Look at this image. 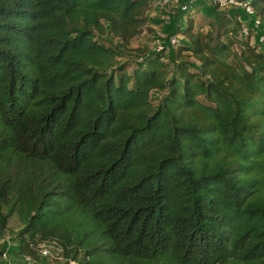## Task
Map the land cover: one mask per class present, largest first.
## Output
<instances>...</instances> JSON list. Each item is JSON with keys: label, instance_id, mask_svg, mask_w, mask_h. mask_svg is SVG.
Listing matches in <instances>:
<instances>
[{"label": "trees", "instance_id": "obj_1", "mask_svg": "<svg viewBox=\"0 0 264 264\" xmlns=\"http://www.w3.org/2000/svg\"><path fill=\"white\" fill-rule=\"evenodd\" d=\"M236 1L242 35L188 18L172 69L162 48L128 72L148 0H0V256L264 264V0Z\"/></svg>", "mask_w": 264, "mask_h": 264}, {"label": "rangeland", "instance_id": "obj_2", "mask_svg": "<svg viewBox=\"0 0 264 264\" xmlns=\"http://www.w3.org/2000/svg\"><path fill=\"white\" fill-rule=\"evenodd\" d=\"M214 11L223 12L227 16H230L233 21L235 20L239 22L238 29L240 30L241 28L240 35L245 32V26L249 25V18L247 17L249 14H245V12L242 11L241 6L214 5L211 0H199L188 5V8L182 11L178 8V4L175 0H148V7L144 13V24L141 26L140 31L129 40L128 45L121 49L122 55L116 59L115 63L117 65L125 64L127 71L130 72L131 67L142 60V52L148 54L152 51L165 48L166 54L168 55V58L166 57L165 60L168 62L169 68H171L174 63L172 51L177 50L176 43L185 41L183 35L180 34V29L186 23V20L188 18L191 19L194 31L205 32L209 29L207 23L212 21ZM176 25H179L178 30H175ZM252 29L256 31L258 27H255L254 25V28L252 27ZM101 39L106 44L114 46L118 43L117 39L112 38L111 36H104ZM228 39L231 41L228 43L230 52H236L237 49L235 47L234 39ZM172 40L174 41L172 42ZM219 40L226 41L222 36L219 37ZM253 40L254 37L252 38V41ZM181 54L186 55V52L182 51ZM185 60L191 69H196L198 67V62L194 57L188 56ZM161 95V92L155 90L150 92V101L153 106L158 103ZM17 227L18 223L15 217L10 218L7 230L0 237V249L3 246H7L8 248V245L10 244V234L8 229L14 231ZM47 245L50 254L47 256H41L40 259L37 260V263L65 264V261L56 257L52 244ZM4 259L17 263L19 262V258L13 257L12 255L7 254V252L4 256H0V264H3Z\"/></svg>", "mask_w": 264, "mask_h": 264}, {"label": "built area", "instance_id": "obj_3", "mask_svg": "<svg viewBox=\"0 0 264 264\" xmlns=\"http://www.w3.org/2000/svg\"><path fill=\"white\" fill-rule=\"evenodd\" d=\"M178 4V8L182 11L186 10L188 8V5L197 2L198 0H175ZM212 3L214 4H218V5H231V6H241L243 11L246 14L251 15L252 14V10L250 9V7L248 5L242 4L236 0H211ZM257 21H254L253 27L255 25L256 27ZM262 37H260L261 40ZM174 40H172L173 42ZM39 252L41 254V256H47L50 254V250L48 249V245H41ZM3 264H38L35 261L30 260L29 258L24 257L21 261L17 262H13L10 261L8 259H4Z\"/></svg>", "mask_w": 264, "mask_h": 264}]
</instances>
